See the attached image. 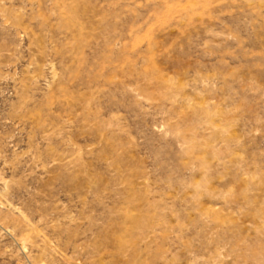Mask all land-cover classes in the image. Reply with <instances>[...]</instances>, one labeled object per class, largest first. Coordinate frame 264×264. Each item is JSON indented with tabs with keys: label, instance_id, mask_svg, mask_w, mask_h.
<instances>
[{
	"label": "rangeland",
	"instance_id": "obj_1",
	"mask_svg": "<svg viewBox=\"0 0 264 264\" xmlns=\"http://www.w3.org/2000/svg\"><path fill=\"white\" fill-rule=\"evenodd\" d=\"M0 264H264V0H0Z\"/></svg>",
	"mask_w": 264,
	"mask_h": 264
}]
</instances>
